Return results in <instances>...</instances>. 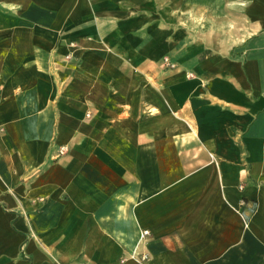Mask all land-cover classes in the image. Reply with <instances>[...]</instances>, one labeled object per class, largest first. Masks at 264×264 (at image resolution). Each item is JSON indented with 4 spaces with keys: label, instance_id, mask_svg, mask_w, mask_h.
<instances>
[{
    "label": "crops",
    "instance_id": "crops-1",
    "mask_svg": "<svg viewBox=\"0 0 264 264\" xmlns=\"http://www.w3.org/2000/svg\"><path fill=\"white\" fill-rule=\"evenodd\" d=\"M0 264H264V0H0Z\"/></svg>",
    "mask_w": 264,
    "mask_h": 264
},
{
    "label": "rangeland",
    "instance_id": "rangeland-1",
    "mask_svg": "<svg viewBox=\"0 0 264 264\" xmlns=\"http://www.w3.org/2000/svg\"><path fill=\"white\" fill-rule=\"evenodd\" d=\"M184 5H185L186 8L184 7L183 9H187V10H192L193 9L192 7L187 8V6H186L187 3H184ZM201 5H205L206 6V4H204V3H202ZM202 11H204V12L208 11L207 7L205 9H203ZM188 16H190V15H188ZM201 16H202V18H200V20H199V25H203V27H205L206 19L204 17H206V15L203 14ZM166 60H167V58H166Z\"/></svg>",
    "mask_w": 264,
    "mask_h": 264
},
{
    "label": "built area",
    "instance_id": "built-area-1",
    "mask_svg": "<svg viewBox=\"0 0 264 264\" xmlns=\"http://www.w3.org/2000/svg\"><path fill=\"white\" fill-rule=\"evenodd\" d=\"M149 232V230H143V235L147 234Z\"/></svg>",
    "mask_w": 264,
    "mask_h": 264
}]
</instances>
